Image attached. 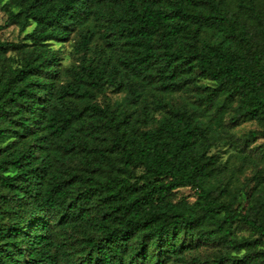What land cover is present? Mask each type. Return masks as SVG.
Returning a JSON list of instances; mask_svg holds the SVG:
<instances>
[{
  "label": "trees",
  "instance_id": "trees-1",
  "mask_svg": "<svg viewBox=\"0 0 264 264\" xmlns=\"http://www.w3.org/2000/svg\"><path fill=\"white\" fill-rule=\"evenodd\" d=\"M0 4V264H264V0Z\"/></svg>",
  "mask_w": 264,
  "mask_h": 264
},
{
  "label": "rangeland",
  "instance_id": "rangeland-1",
  "mask_svg": "<svg viewBox=\"0 0 264 264\" xmlns=\"http://www.w3.org/2000/svg\"><path fill=\"white\" fill-rule=\"evenodd\" d=\"M3 5L0 4V24L3 25V28L0 30V37L2 40L9 42L10 44H18V46L22 45L24 42V38L27 32L31 31L35 24L32 23L29 25V27L26 29L25 32H21L19 26L16 24H11L6 21L7 19V13L2 7ZM77 42V36H72L68 40H66L64 43H55L53 46L55 48H59L60 50V56L62 58V66L68 67L72 64V62L75 60V53H74V45ZM15 50L11 49L10 53H14ZM122 93H114L113 91L109 90L107 93V96L111 99H115L119 96H121ZM106 98V97H105ZM193 98V94L189 92H180L174 95L173 100L175 103H181L186 100H190ZM228 116L226 117V119ZM259 126L255 121H245L238 125L236 128H234V132L236 135H242L248 133L252 129H257ZM264 143L263 138H259L257 140V144ZM1 144V143H0ZM224 158L226 159L227 155L224 153ZM256 166H250L245 169L243 173L239 174V179L236 181L237 184H249L251 186L252 181L250 180L251 175L255 172ZM183 196H187L190 198V200H194V190L190 187L181 188L177 190L174 193L173 198L179 199ZM239 232L242 234L248 235L249 231L246 227L241 226L239 227Z\"/></svg>",
  "mask_w": 264,
  "mask_h": 264
}]
</instances>
